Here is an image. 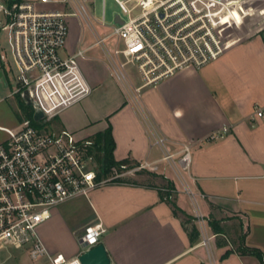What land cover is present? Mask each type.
<instances>
[{"label":"crops","instance_id":"obj_1","mask_svg":"<svg viewBox=\"0 0 264 264\" xmlns=\"http://www.w3.org/2000/svg\"><path fill=\"white\" fill-rule=\"evenodd\" d=\"M255 2V18L237 12L239 23L234 25L229 46L216 60L140 91L134 90L142 84L135 69H129L130 91L110 64L82 61L91 91L52 121L56 129L68 128L81 137H93L111 123L115 158L133 163L161 159L162 148L154 143L157 134L168 139L172 151L195 141L189 171L160 160L156 171L145 172L173 180L178 205L195 217L214 214L223 233L205 223L208 244L203 243L202 231V237L192 241L193 224L161 200L156 187L110 182L89 196L74 197L54 208L39 228L49 251L78 253L77 246L59 251L48 227L61 214L59 207L73 204V224L82 223L84 230L103 224L101 241L117 264H261L256 255L236 250L245 234L247 245L264 251V115L257 114L258 109L264 111V0ZM75 35H69L67 52L79 47L87 50L89 46H76ZM215 132L223 134L205 140ZM226 230L237 238L236 247ZM228 249L231 252L225 254Z\"/></svg>","mask_w":264,"mask_h":264},{"label":"built area","instance_id":"obj_2","mask_svg":"<svg viewBox=\"0 0 264 264\" xmlns=\"http://www.w3.org/2000/svg\"><path fill=\"white\" fill-rule=\"evenodd\" d=\"M118 2L128 17L116 13L122 22L113 21L105 35L96 33L95 44L103 46L115 76L130 91V68L140 75L142 84L134 87L140 91L143 86L216 60L229 46L234 25L239 23L237 12L245 14L248 5H258L255 0ZM92 9V0H0V78L10 67L3 45L7 40L19 70L11 93L22 97L28 90L44 113L39 120L24 117L12 126L0 124V131L6 135L0 141V253L7 251L0 264H15L23 255L34 264H82L80 255L102 242L106 229L102 223L87 226L78 239L80 249L73 256L53 253L39 228L51 218L56 206L77 196H89L95 188L131 174L156 171L160 160L177 170L190 169L195 141L172 151L168 139L157 134L154 143L162 148L161 159L123 163L113 166L109 176L99 177L95 139L53 126V118L62 109L91 91L79 63L86 49L67 52L66 47L69 15H82L92 24ZM107 39H115L112 47ZM257 114L264 115V111L258 109ZM222 134L212 133L205 140ZM197 221L207 245L205 217L198 213Z\"/></svg>","mask_w":264,"mask_h":264},{"label":"rangeland","instance_id":"obj_3","mask_svg":"<svg viewBox=\"0 0 264 264\" xmlns=\"http://www.w3.org/2000/svg\"><path fill=\"white\" fill-rule=\"evenodd\" d=\"M93 1V9H92V24L82 15H69L68 20L70 23V34H74L77 39L76 46L86 47L89 46L85 52V56L88 59L85 60L84 57L79 58L80 65L83 61L84 64L88 65L91 63H98L106 67L109 64L106 54L103 51V46L100 44H95L96 40V31L100 35H105L110 32V25H113V21L115 19V14L120 13L125 18L128 17V13L125 8L121 6L118 0H105V18L103 19V6L104 0H92ZM255 4L248 5L244 12H247L251 15V18H255L257 14V9ZM68 10V9H67ZM104 22L106 25L101 24ZM95 27V28H94ZM115 39H107V44L112 47ZM4 49L9 58L10 67L6 69V73L3 77L0 78V124L5 126H12L16 124L18 120L17 110H18V96L13 95L11 92L13 91L17 75L19 70L16 66V60L13 57V51L11 43L7 40L4 41ZM33 111V108H31ZM55 121V119H54ZM59 124V121L56 120V126ZM5 133L0 131V141L5 138ZM138 179L140 181L151 182L154 184L165 183L166 178L163 179L158 176L149 175L145 171L137 172L135 175L131 174L126 180ZM160 185V184H159ZM185 193V191H183ZM179 191L174 190L168 199L175 200L178 204V196ZM167 202V201H166ZM169 204V203H168ZM61 213L58 215V218H52L51 222L48 224L51 239H53L54 244H56L59 251L66 249H73L74 247H79L78 244V235L84 232V226L82 223L73 224L74 221V211L73 204H68L65 208H58ZM192 215V214H190ZM187 219L186 215H184ZM192 219L190 222L196 226L199 231V237L201 235V229L199 226V222L197 221V216L192 215ZM206 224H209L211 219H216L214 214L204 215ZM48 221V220H47ZM50 221V220H49ZM188 221V220H187ZM227 238L228 240L236 247L237 238L232 236L228 230ZM63 252V251H62ZM64 253V252H63ZM7 256V251H3L0 253V260H4ZM15 264H34L30 261L26 255H23L22 259L17 261Z\"/></svg>","mask_w":264,"mask_h":264},{"label":"trees","instance_id":"obj_4","mask_svg":"<svg viewBox=\"0 0 264 264\" xmlns=\"http://www.w3.org/2000/svg\"><path fill=\"white\" fill-rule=\"evenodd\" d=\"M18 110L17 115L18 119L21 120L24 117H28L32 120L33 118V111L32 107L24 101V99L18 94ZM93 138L96 141V145L98 147L99 153H97V158L100 163V172L99 177L102 176H109L111 174V169L113 166H120L123 163H133L130 159H123V160H117L114 155L115 150V140L113 137L112 132V125L109 123V125L103 130L98 131L94 134ZM153 176H156L155 173H152ZM117 182H126V183H132V184H145L146 186L156 187L159 191L160 199L163 201H167V203L170 204L171 208L175 213H182L186 215L187 220L190 221L193 217L192 215L186 213L176 202L175 200H170L168 197L171 196L172 191L176 190L175 183L173 180L166 178L165 183H161L160 185L149 183V182H139L136 179L132 180H126V179H117L115 180ZM209 225L216 233H223V228L220 225V221L216 219H211L209 221ZM199 237V231L196 228L195 225H193L192 230L190 231V238L192 241L196 240ZM236 250L240 252L241 254H252L256 255L260 261L261 264H264V251H262L260 248L255 246H249L245 242V234H243L240 239L239 243L237 244ZM231 250H227L225 254H229Z\"/></svg>","mask_w":264,"mask_h":264},{"label":"water","instance_id":"obj_5","mask_svg":"<svg viewBox=\"0 0 264 264\" xmlns=\"http://www.w3.org/2000/svg\"><path fill=\"white\" fill-rule=\"evenodd\" d=\"M114 22H122L119 14L115 15ZM22 98L28 105L34 107L33 118L35 120H39L44 116L43 111L39 107L38 103L30 96L28 90L23 93ZM80 259L82 264H110L112 261L105 244L102 242L82 253L80 255Z\"/></svg>","mask_w":264,"mask_h":264}]
</instances>
